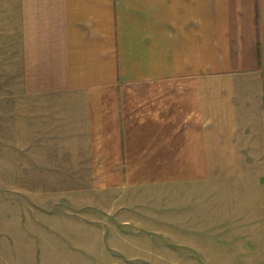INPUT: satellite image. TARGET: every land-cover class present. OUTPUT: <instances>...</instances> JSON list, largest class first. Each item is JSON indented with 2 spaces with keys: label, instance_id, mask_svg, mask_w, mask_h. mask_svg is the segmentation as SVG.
<instances>
[{
  "label": "crops",
  "instance_id": "1",
  "mask_svg": "<svg viewBox=\"0 0 264 264\" xmlns=\"http://www.w3.org/2000/svg\"><path fill=\"white\" fill-rule=\"evenodd\" d=\"M8 86L36 134L61 135L60 165L89 167L105 187H165L164 228L196 232L165 238L170 256L232 261L220 239L234 231L264 261V0H0ZM82 182L49 191L38 212L54 215L58 197L78 208L67 214L83 219L66 229L80 231L66 236L87 260ZM11 260L0 251V264Z\"/></svg>",
  "mask_w": 264,
  "mask_h": 264
},
{
  "label": "rangeland",
  "instance_id": "2",
  "mask_svg": "<svg viewBox=\"0 0 264 264\" xmlns=\"http://www.w3.org/2000/svg\"><path fill=\"white\" fill-rule=\"evenodd\" d=\"M0 89V251L10 255L12 264L15 259L12 255L16 254L23 257L25 264H37L40 253L41 264H264L254 252L245 255L248 247L234 231H227L233 238L220 239V253L228 255L221 258H232V261H180L179 256H170L165 238L177 241L183 238L190 243L196 232L164 228L163 209L167 199L162 184L131 186L125 183L122 188H110L89 167L60 165L68 160L53 159L52 154L60 151L57 146L61 135L36 134L38 119L21 112V100L15 89L9 86ZM22 129L28 132L27 148H23L26 144L23 134L20 141ZM90 172L93 179L89 181ZM84 177H87V260L77 247L70 246L66 236L68 232L71 238L80 231L66 229L70 226L68 223L83 219L77 211L67 214L68 210L78 208L67 198L58 197L54 215L39 213L52 204L49 191H60L61 196H67L73 188L83 186ZM179 217L174 216L173 221ZM181 220L194 221V218L183 215ZM51 221L54 227L45 225ZM41 222L43 227L53 230L43 229ZM41 232L49 233L43 251L36 241ZM7 235L14 237L8 241ZM227 241L229 246L225 245ZM175 248L173 253L179 252V247Z\"/></svg>",
  "mask_w": 264,
  "mask_h": 264
}]
</instances>
